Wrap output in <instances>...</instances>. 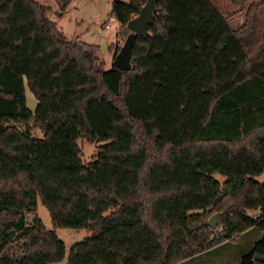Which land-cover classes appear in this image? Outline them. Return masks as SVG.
<instances>
[{"label": "trees", "instance_id": "trees-1", "mask_svg": "<svg viewBox=\"0 0 264 264\" xmlns=\"http://www.w3.org/2000/svg\"><path fill=\"white\" fill-rule=\"evenodd\" d=\"M58 1L63 15L73 0ZM147 1L113 3L120 35ZM157 7L122 71L69 39L46 5L0 0V264L65 259L55 231L37 216L28 224L38 197L55 229L92 232L67 264H197L247 246L253 230L263 236L239 264H264V32L251 43L255 11L233 28L214 0ZM78 137L110 143L84 165Z\"/></svg>", "mask_w": 264, "mask_h": 264}, {"label": "rangeland", "instance_id": "rangeland-1", "mask_svg": "<svg viewBox=\"0 0 264 264\" xmlns=\"http://www.w3.org/2000/svg\"><path fill=\"white\" fill-rule=\"evenodd\" d=\"M41 4L49 7L47 16L53 20L58 28L62 30L69 39H75L86 42L91 45L100 47L98 57L100 64L105 70H110L115 61V51L121 50L127 37L120 35V23L110 17L112 5L115 1L128 2L129 0H73L70 2L65 13L59 14L61 11L60 2L58 0H37ZM214 2L221 8L233 28H239L245 25L248 19L250 10H254V16L251 19L252 30L249 33L250 42L260 46V33L264 32V0H214ZM257 9V10H256ZM109 25V28L106 26ZM107 41V46L103 44ZM259 43V44H258ZM120 52V51H119ZM119 54V53H118ZM117 54V55H118ZM25 97L27 107L31 112H35L38 101L27 86L25 85ZM20 129H24L23 125H18ZM32 135L37 138H44V132L41 129H32ZM76 142L82 152V161L84 165L91 162L92 158L97 154L100 146L110 143V141H100L90 143L85 137H78ZM213 177L217 179L221 185L226 180V177L221 174H214ZM256 179L260 182L264 181V175L257 176ZM31 199L36 214L30 215L27 218L28 224L32 223L35 216L39 217L49 231H55L61 241L66 245L65 259L58 264H67L69 254L72 246L84 242L90 238L92 232L88 229H70L59 228L55 229L52 223L51 214L46 206L43 205L41 199L38 197ZM106 212V214H108ZM249 216H257L260 211L249 210ZM216 214H212L210 219ZM221 217L218 222V227L215 229V234L222 230ZM234 249H228L222 253H217L210 256H204L197 264H239L240 259L236 256L237 251L246 248V241L240 240L234 244ZM230 262V263H229Z\"/></svg>", "mask_w": 264, "mask_h": 264}, {"label": "water", "instance_id": "water-1", "mask_svg": "<svg viewBox=\"0 0 264 264\" xmlns=\"http://www.w3.org/2000/svg\"><path fill=\"white\" fill-rule=\"evenodd\" d=\"M160 0H148L145 6L140 11L139 15L133 18L127 25V28L130 30L124 46L121 48L119 54L116 56L114 65L122 70L129 71L131 70V53L135 41L138 36H146L149 33V28L154 24L156 20V15L158 13V3ZM107 46V41L103 44ZM221 215H214L208 222L209 227L212 229H217L218 222ZM17 261L21 263L22 257H18Z\"/></svg>", "mask_w": 264, "mask_h": 264}, {"label": "crops", "instance_id": "crops-1", "mask_svg": "<svg viewBox=\"0 0 264 264\" xmlns=\"http://www.w3.org/2000/svg\"><path fill=\"white\" fill-rule=\"evenodd\" d=\"M254 232L251 233V237L250 240L248 241V245L246 246V248L248 247H252L257 241H259L262 236H263V232L261 230H253ZM249 234V232L245 233L243 236ZM242 236V237H243ZM241 238V237H240ZM234 244V242L232 243ZM239 257V256H236ZM230 263V262H229Z\"/></svg>", "mask_w": 264, "mask_h": 264}, {"label": "built area", "instance_id": "built-area-1", "mask_svg": "<svg viewBox=\"0 0 264 264\" xmlns=\"http://www.w3.org/2000/svg\"><path fill=\"white\" fill-rule=\"evenodd\" d=\"M109 27H110L109 25L106 26V28H109Z\"/></svg>", "mask_w": 264, "mask_h": 264}]
</instances>
